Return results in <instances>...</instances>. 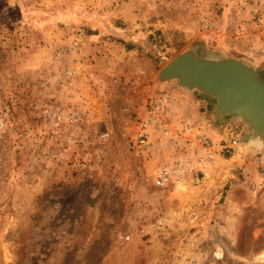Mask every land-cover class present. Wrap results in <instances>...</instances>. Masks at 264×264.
<instances>
[{"label": "rangeland", "instance_id": "obj_1", "mask_svg": "<svg viewBox=\"0 0 264 264\" xmlns=\"http://www.w3.org/2000/svg\"><path fill=\"white\" fill-rule=\"evenodd\" d=\"M72 40L81 55L59 60ZM187 49L264 83V0H0V264H264V193L248 186L264 145L214 99L160 89ZM159 95L195 133L238 137L197 186L153 183L180 157L160 139L131 149L134 113Z\"/></svg>", "mask_w": 264, "mask_h": 264}, {"label": "built area", "instance_id": "obj_2", "mask_svg": "<svg viewBox=\"0 0 264 264\" xmlns=\"http://www.w3.org/2000/svg\"><path fill=\"white\" fill-rule=\"evenodd\" d=\"M81 52L79 41L72 40L67 47L57 51V58H75ZM51 116L53 120L59 119L56 113ZM132 125L130 144L137 155L150 153L152 142L158 139L163 141L162 147L175 155L180 154V157L158 167L153 179L158 187L171 184L188 187L199 185L207 174L205 170L217 166L221 160H231L238 145V137L231 125L224 124L222 129L227 133V138L216 142L206 133L198 130L195 133L196 128L187 121L174 119L173 101L164 95L146 99L134 113ZM108 137V133H103L99 138L106 140ZM248 186L253 193H264V153L255 161L254 177L250 178Z\"/></svg>", "mask_w": 264, "mask_h": 264}, {"label": "water", "instance_id": "obj_3", "mask_svg": "<svg viewBox=\"0 0 264 264\" xmlns=\"http://www.w3.org/2000/svg\"><path fill=\"white\" fill-rule=\"evenodd\" d=\"M157 82L160 89L174 83L186 93L214 99L215 117L241 118L251 129V140L264 145V83L241 58L222 54L205 59L187 49L157 72Z\"/></svg>", "mask_w": 264, "mask_h": 264}, {"label": "crops", "instance_id": "obj_4", "mask_svg": "<svg viewBox=\"0 0 264 264\" xmlns=\"http://www.w3.org/2000/svg\"><path fill=\"white\" fill-rule=\"evenodd\" d=\"M189 109H190V105H188V109L184 108L183 111L182 110L180 111V113L185 115V117L187 119H189L190 116L192 115V111H187ZM215 125L216 124H214L213 127H211V126L208 127L205 132L209 134V136L211 137L212 140L219 141L221 139V136L219 135V133H220L219 131L220 130H218Z\"/></svg>", "mask_w": 264, "mask_h": 264}, {"label": "bare ground", "instance_id": "obj_5", "mask_svg": "<svg viewBox=\"0 0 264 264\" xmlns=\"http://www.w3.org/2000/svg\"><path fill=\"white\" fill-rule=\"evenodd\" d=\"M252 141H257L258 143H260V142H259L258 140H256V139H255V140H252ZM260 145H261V144H260Z\"/></svg>", "mask_w": 264, "mask_h": 264}, {"label": "trees", "instance_id": "obj_6", "mask_svg": "<svg viewBox=\"0 0 264 264\" xmlns=\"http://www.w3.org/2000/svg\"><path fill=\"white\" fill-rule=\"evenodd\" d=\"M196 55V54H195Z\"/></svg>", "mask_w": 264, "mask_h": 264}]
</instances>
